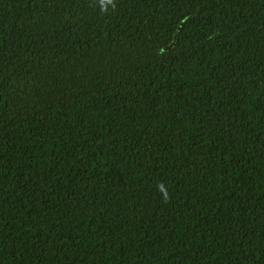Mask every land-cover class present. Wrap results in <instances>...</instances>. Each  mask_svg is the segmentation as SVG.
I'll use <instances>...</instances> for the list:
<instances>
[{"label": "trees", "instance_id": "trees-1", "mask_svg": "<svg viewBox=\"0 0 264 264\" xmlns=\"http://www.w3.org/2000/svg\"><path fill=\"white\" fill-rule=\"evenodd\" d=\"M0 264H264V0H0Z\"/></svg>", "mask_w": 264, "mask_h": 264}, {"label": "clouds", "instance_id": "clouds-1", "mask_svg": "<svg viewBox=\"0 0 264 264\" xmlns=\"http://www.w3.org/2000/svg\"><path fill=\"white\" fill-rule=\"evenodd\" d=\"M109 2H111V0H109ZM158 187H159L160 191H162V192H164V191H165V189H164L163 185H159Z\"/></svg>", "mask_w": 264, "mask_h": 264}]
</instances>
